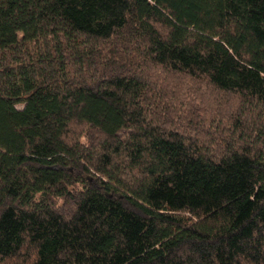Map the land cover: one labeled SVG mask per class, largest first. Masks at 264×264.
Masks as SVG:
<instances>
[{"label":"trees","instance_id":"16d2710c","mask_svg":"<svg viewBox=\"0 0 264 264\" xmlns=\"http://www.w3.org/2000/svg\"><path fill=\"white\" fill-rule=\"evenodd\" d=\"M23 256L264 264V0H0V264Z\"/></svg>","mask_w":264,"mask_h":264},{"label":"rangeland","instance_id":"374dc122","mask_svg":"<svg viewBox=\"0 0 264 264\" xmlns=\"http://www.w3.org/2000/svg\"><path fill=\"white\" fill-rule=\"evenodd\" d=\"M194 87H195V86H194ZM199 87H200V86H199ZM201 88H203V91H207V92H208V89L206 90V89H205V86H204V87L201 86ZM221 97H223V98H222V99H224L223 101H228L229 103L232 102L233 104L236 103V101L234 100V97H233V96H225V95H222V96H220V97H217V96H216V99L221 98ZM233 104H232V105H233ZM177 106H178V107H181L182 104L179 103ZM199 107H200V109H201V107H203V106L200 105ZM183 108H184V107H183ZM180 109H181V108H180ZM202 109H203V108H202ZM80 130H81V128L79 127L78 130H77V133H79ZM29 259H30L29 257L26 258V256H23V257H21V258H18L17 260L9 261L8 264H28Z\"/></svg>","mask_w":264,"mask_h":264}]
</instances>
